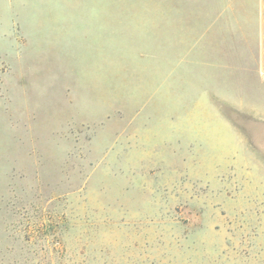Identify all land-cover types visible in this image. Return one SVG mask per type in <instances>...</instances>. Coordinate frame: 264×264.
<instances>
[{
    "label": "rangeland",
    "instance_id": "obj_1",
    "mask_svg": "<svg viewBox=\"0 0 264 264\" xmlns=\"http://www.w3.org/2000/svg\"><path fill=\"white\" fill-rule=\"evenodd\" d=\"M213 6L0 0V264H264V119L180 56Z\"/></svg>",
    "mask_w": 264,
    "mask_h": 264
},
{
    "label": "crops",
    "instance_id": "obj_2",
    "mask_svg": "<svg viewBox=\"0 0 264 264\" xmlns=\"http://www.w3.org/2000/svg\"><path fill=\"white\" fill-rule=\"evenodd\" d=\"M180 40L193 90L215 78L220 102L243 117L264 119V0H217L216 8H198L182 21Z\"/></svg>",
    "mask_w": 264,
    "mask_h": 264
}]
</instances>
